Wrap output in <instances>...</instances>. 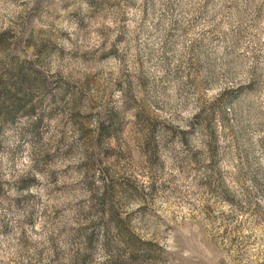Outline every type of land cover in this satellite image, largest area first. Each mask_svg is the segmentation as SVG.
<instances>
[{
    "label": "rangeland",
    "instance_id": "1",
    "mask_svg": "<svg viewBox=\"0 0 264 264\" xmlns=\"http://www.w3.org/2000/svg\"><path fill=\"white\" fill-rule=\"evenodd\" d=\"M0 264H264V0H0Z\"/></svg>",
    "mask_w": 264,
    "mask_h": 264
}]
</instances>
